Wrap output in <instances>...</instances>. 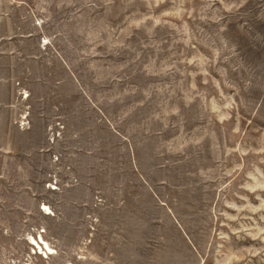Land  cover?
I'll return each instance as SVG.
<instances>
[{
	"label": "rangeland",
	"instance_id": "1",
	"mask_svg": "<svg viewBox=\"0 0 264 264\" xmlns=\"http://www.w3.org/2000/svg\"><path fill=\"white\" fill-rule=\"evenodd\" d=\"M0 264H264V0H0Z\"/></svg>",
	"mask_w": 264,
	"mask_h": 264
},
{
	"label": "bare ground",
	"instance_id": "2",
	"mask_svg": "<svg viewBox=\"0 0 264 264\" xmlns=\"http://www.w3.org/2000/svg\"><path fill=\"white\" fill-rule=\"evenodd\" d=\"M34 243V242H33ZM47 247V246H46Z\"/></svg>",
	"mask_w": 264,
	"mask_h": 264
}]
</instances>
